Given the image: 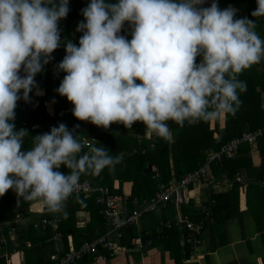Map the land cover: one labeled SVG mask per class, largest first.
<instances>
[{
  "label": "clouds",
  "instance_id": "9594fccd",
  "mask_svg": "<svg viewBox=\"0 0 264 264\" xmlns=\"http://www.w3.org/2000/svg\"><path fill=\"white\" fill-rule=\"evenodd\" d=\"M204 3L88 0L74 44L61 40L58 27L69 0H0V196L12 189L60 211L82 173L98 174L122 158L94 144L82 153L88 142L64 123L23 147L28 132L15 129L17 101L28 102L33 90L42 94L34 77L61 45L65 55L56 67L66 74L56 92L71 102L78 120L104 128L142 121L167 138L169 120L182 126L234 113L241 103L237 90L247 88L237 74L261 60L264 39L255 21L235 18V7L220 9L217 0L200 7ZM256 5L251 16H264V0ZM125 22L131 39L120 34ZM61 165L66 173L56 170Z\"/></svg>",
  "mask_w": 264,
  "mask_h": 264
},
{
  "label": "trees",
  "instance_id": "16d2710c",
  "mask_svg": "<svg viewBox=\"0 0 264 264\" xmlns=\"http://www.w3.org/2000/svg\"><path fill=\"white\" fill-rule=\"evenodd\" d=\"M210 2L211 0H205L200 7H208ZM87 4L88 0H69V12L58 22L62 41L68 39L73 43L71 23L77 28V24L83 21L81 9ZM217 4L220 9L228 6L238 9L235 18L246 16L255 21V31L264 39V16H251V12L257 7L256 0H217ZM77 33L80 38L81 32ZM120 34L131 39V26L128 22L124 23ZM78 41L77 39L76 44ZM50 55L52 59L34 77L42 94L36 95L33 90L29 97H33L35 101L30 103L18 100L14 110L15 129H26L28 132L24 137L25 149L32 146L33 136L48 132L59 121V124L64 123L69 130H74L77 139L87 141L90 145L104 146L109 155L121 154L122 158L113 166L105 167L98 174H92L89 170L82 173L80 178L86 179L92 186L106 188L110 195H124L123 183L131 182L130 194L126 195V200L122 203L125 216L135 209H141L156 193L163 192L170 184L175 185L187 174L202 168L205 171L204 176L183 189V200L185 191L202 181L212 183L224 176L230 183L231 187L224 192H212L207 188L204 191L205 200L198 208H195L192 198H188L180 204L171 200L151 212L144 213L140 222L145 217L153 219L157 214L161 224L158 222L156 228L143 227L141 230L140 222L137 226H124L115 240V249L131 247V240L139 237L142 252L161 247L170 253L175 264H183L184 259H190L193 249V242H187L190 235L185 222L195 225L203 222L202 233L206 228L225 224L234 218L233 212L237 211L241 188H246L249 192L247 198L253 193L264 200V56L258 63L237 74V79L244 81L247 88L243 92L237 90L241 103L234 113H222L215 119L195 123L185 121L182 126L169 120L167 123L171 134L167 138L159 137L151 131L150 137L146 138L148 129L142 121H134L131 128H126L119 122H112L108 128H104L75 118L69 107L70 101L56 92L66 74L56 67L65 55L64 46L61 45ZM199 60L200 57H197L196 62ZM76 125L79 127L76 128ZM258 132L254 143L240 142L231 158L222 157L220 160L209 161V153L219 151L231 140L242 138L245 133ZM251 145L255 148L256 163L253 162L252 155H249L248 149ZM85 151H88V146H84L82 153ZM147 163L153 166L150 173H144ZM59 171L66 173L68 170L61 165ZM97 195L94 193L86 198L73 192L63 202L62 209L56 212L44 206L39 218L56 219L55 226L34 227V223H29L25 228L18 224L0 226V238H4V243L0 242V264H6L2 254L13 249L24 251L23 264H28L27 260L31 256L35 257L34 264H52L55 233H59V239L64 245L60 254L68 252L70 240L72 249L76 250L106 234L109 225L103 218V205L95 202ZM36 201L41 200H26L17 196L12 189L7 190L0 196V224L13 221L19 214H24ZM170 203L173 205L169 206ZM178 211L181 214L179 219ZM78 212L89 214V220L83 227L76 224ZM12 231L16 235L15 240L9 237ZM195 238L201 239V234ZM27 242L30 243L29 246L26 245ZM111 253L112 250H103L106 257ZM139 254L138 252L137 255ZM86 258L92 259L91 256H86L82 260Z\"/></svg>",
  "mask_w": 264,
  "mask_h": 264
},
{
  "label": "crops",
  "instance_id": "0c3cea01",
  "mask_svg": "<svg viewBox=\"0 0 264 264\" xmlns=\"http://www.w3.org/2000/svg\"><path fill=\"white\" fill-rule=\"evenodd\" d=\"M71 26L73 36L78 34L73 22ZM73 43L75 44L74 40ZM69 107L73 108L71 102ZM149 132L150 130L146 131V133ZM248 151L249 155H252L253 162L256 163L257 158L254 153V146H249ZM230 187V183L224 176H220L219 179L217 178L212 183L202 181L192 186V189L185 191V199L182 202L192 198L195 208H198L205 200V190L210 189L212 192L218 193L227 191ZM130 191L131 182L123 183L122 193L124 196L129 195ZM248 193L246 188H241L238 208L237 211L233 212L234 218L221 226L206 228L201 234V239H199L200 244L192 249L190 259H184L183 264H264V200L263 198L259 199L253 193H250L247 198ZM171 205L173 204L170 203L169 206ZM44 206L45 204L42 201H36L29 206L27 212L19 214L13 221L2 222L0 226L8 227V225L18 224L25 228L29 223H34L35 227L42 220L39 215ZM176 209L178 210V207ZM180 215V211H178L177 219L181 218ZM76 219L77 226L83 227L89 220V214L88 212H78L76 213ZM158 222L161 224V220ZM152 224L153 219L151 218L145 221L141 220L139 229H150ZM11 233L13 238L9 236L10 239L15 240L16 235L13 231ZM118 236L119 233L112 237L116 240ZM54 241L55 253H62L63 243L60 239ZM181 242H184V240L181 239ZM69 243L68 252L73 250L71 240ZM26 245L29 246L30 243L27 242ZM138 252L140 253L139 255H137ZM4 254L7 255L9 264H23L25 261L24 251L20 249H13L11 252ZM169 254L168 251L161 247L146 252H142L141 249L128 252L125 248L119 254L109 255L105 260L98 263H94L91 258H86L76 264H175ZM54 255L52 254V257ZM27 262L28 264H34L35 257H29Z\"/></svg>",
  "mask_w": 264,
  "mask_h": 264
},
{
  "label": "built area",
  "instance_id": "2783aa9c",
  "mask_svg": "<svg viewBox=\"0 0 264 264\" xmlns=\"http://www.w3.org/2000/svg\"><path fill=\"white\" fill-rule=\"evenodd\" d=\"M211 3V2H210ZM35 100L33 97H30L29 102L33 103ZM46 104V103H44ZM59 125V121L57 122V126ZM84 129V128H83ZM258 133H245L242 138L234 139L224 145L219 151L209 153L208 159L210 160H220L222 157L231 158L234 156V152L237 149V146L240 142L246 141L250 144L254 143ZM89 142L85 146H89ZM60 168V167H59ZM59 171V169H56ZM204 169H200L199 171H195L193 173L187 174L182 178L180 182L173 185L170 184L168 188H166L163 192L156 193L154 198H152L149 202H146L141 209H135L131 213L126 216L123 215V207L122 203L126 200V196L124 195H110L108 194V190L103 187L92 186L86 179L80 178L79 183L75 189V193L79 195H83L86 198H89L92 194L97 193L95 202L103 205V218L107 221L109 225V229L106 234L99 236L95 240L90 243H85L81 245L78 249L72 250L70 252L60 254L55 253L52 257V264H76L78 261L82 260L86 256H91L92 261L94 263L101 262L105 260L106 256L103 254V250H112V255L119 254L122 249H115L116 241L112 236L117 235L121 229H123L126 225H138L140 222V218L144 213L151 212L154 209L161 207L165 203L173 200L176 204H180L183 201V189L185 187L198 180L199 178L204 176ZM105 193V195H104ZM107 194V195H106ZM212 223V221H209ZM185 227L189 231L190 237H188L187 242H193V249L200 244L199 238H195V236H199L202 234L203 230V222L200 224H193L192 222H185ZM57 224V220H40L35 227L41 226L42 228L46 226H55ZM10 237L13 238V234L10 232ZM60 238L59 233H55L53 236L54 240H58ZM0 242L4 243V238H0ZM141 239L139 237L133 238L131 240V247L126 248V251L130 252L133 250L141 249ZM2 256L6 259V264H9L7 260V255L2 254Z\"/></svg>",
  "mask_w": 264,
  "mask_h": 264
},
{
  "label": "rangeland",
  "instance_id": "374dc122",
  "mask_svg": "<svg viewBox=\"0 0 264 264\" xmlns=\"http://www.w3.org/2000/svg\"><path fill=\"white\" fill-rule=\"evenodd\" d=\"M77 39L79 40V35H74V36H73V40H74L75 44H76ZM145 137H146V138H149V137H150V134H149V133H146ZM157 218H158V217L155 215L154 218H153V224L150 226L151 229H152V228H156L155 225H156L157 222H158V219H157ZM148 219H149V217H148V218L145 217V218L143 219V221L148 220Z\"/></svg>",
  "mask_w": 264,
  "mask_h": 264
},
{
  "label": "water",
  "instance_id": "95a60500",
  "mask_svg": "<svg viewBox=\"0 0 264 264\" xmlns=\"http://www.w3.org/2000/svg\"><path fill=\"white\" fill-rule=\"evenodd\" d=\"M153 171V166L150 163H147L146 167L144 168V173H150Z\"/></svg>",
  "mask_w": 264,
  "mask_h": 264
},
{
  "label": "bare ground",
  "instance_id": "6f19581e",
  "mask_svg": "<svg viewBox=\"0 0 264 264\" xmlns=\"http://www.w3.org/2000/svg\"><path fill=\"white\" fill-rule=\"evenodd\" d=\"M157 156V155H156Z\"/></svg>",
  "mask_w": 264,
  "mask_h": 264
}]
</instances>
